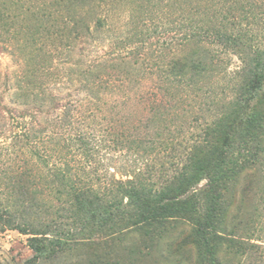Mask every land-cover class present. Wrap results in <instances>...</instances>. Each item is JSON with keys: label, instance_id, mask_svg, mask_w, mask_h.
Returning a JSON list of instances; mask_svg holds the SVG:
<instances>
[{"label": "trees", "instance_id": "1", "mask_svg": "<svg viewBox=\"0 0 264 264\" xmlns=\"http://www.w3.org/2000/svg\"><path fill=\"white\" fill-rule=\"evenodd\" d=\"M103 1L0 0V42L24 55L27 67L36 72L34 77H26L32 89L22 91L21 101H39L32 104L33 112L26 108L17 111L4 106L0 97V118L15 121L20 128L10 136L9 143L0 144V231L17 230L29 236L28 247L33 254L21 264H42L50 254H64L101 235L119 246L124 256L111 264H133L136 252L125 244L127 239L140 238L148 249L144 257H150L167 237L169 226L183 220L191 227L194 264H257L254 255L258 247L229 231L224 218L226 193L242 175L260 172L264 159V110L255 104L264 96V32L244 29L241 23L252 18L251 6L249 15L242 0L240 4L237 0H180L183 15L193 5L201 7L199 15L211 10L221 29L213 31L200 21L194 23L191 33L182 32V53L162 66L165 82L190 87L206 77L217 66L213 63L215 52L208 47L217 44L221 50L242 57L244 66L239 75L243 74L237 93L201 126L198 138L186 150L184 162L168 179L154 183L146 182L141 174L130 178L124 174V178H105L103 182L90 162V137L86 131L74 129L75 115L69 102L65 113L55 98H46L48 86L43 79L45 75L46 79L53 77L46 71L54 54L70 55L77 42L91 38L107 24L108 18L97 13ZM228 2L233 6L225 9ZM242 9L245 13L240 14ZM253 32L256 40L252 44L249 41L255 38ZM186 45L191 48L185 50ZM244 48L246 54L241 52ZM79 75L87 84L102 79L98 72ZM169 90L168 101L172 102L175 95ZM47 99H51V108L57 113L51 118L56 127L68 128L67 136L61 139L63 146L72 159L78 155L85 159L82 164L79 160L77 167L67 161L57 165L50 161L46 150L40 152L38 143L50 128L47 124L35 128L31 122H37V113L42 112L40 101ZM28 116L32 121L25 122ZM152 119L158 120V116ZM119 133L112 135L115 148L127 145L130 149L136 143ZM159 135L155 133L162 140ZM150 144L153 149V141ZM5 155L14 158L4 160ZM21 155H25L22 167L15 163ZM77 264L83 263L78 260ZM101 264L110 263L103 258Z\"/></svg>", "mask_w": 264, "mask_h": 264}, {"label": "rangeland", "instance_id": "2", "mask_svg": "<svg viewBox=\"0 0 264 264\" xmlns=\"http://www.w3.org/2000/svg\"><path fill=\"white\" fill-rule=\"evenodd\" d=\"M180 4V0H105L97 13L108 18L107 24L93 32L91 38L77 42L70 55L64 53L55 57L57 54H54L51 64H47L46 72L56 80L43 76L48 86L46 98H55L65 113L66 104L70 103L75 115L74 129L86 131L90 137L93 144L90 162L97 167L103 182L112 177L124 178V174L128 178L141 174L146 182L154 183L168 179L184 162L186 150L198 138L201 126L213 119L237 93L243 74L239 75L244 66L242 57L233 51L221 50L223 48L217 44L208 47L206 43L215 52L213 63L217 65L206 77L190 87L165 82L162 66L182 53V32L191 33L194 23L200 21L206 22L213 31L221 29L219 19L215 14L213 18L211 10L199 15L201 7L197 9L193 5L188 14L183 15ZM241 4L249 12L246 14L250 15V6L252 12V18L241 22L243 28L264 32V0H242ZM224 6L227 9L233 4L228 2ZM255 40L256 36L249 42L253 44ZM187 48L191 45L185 50ZM241 52L246 54L245 48ZM80 72H98L102 79L99 83L87 84ZM28 75L32 78L36 72L27 67L25 56L19 55L10 44L0 42V97L4 106L33 112L32 104L39 101H21L22 91L32 89L25 81ZM167 88L175 95L172 102L168 101ZM85 96L88 99H83ZM49 100L40 101L42 112L37 113V122H31L35 128L47 124L51 130L48 129V135L44 134L38 143L40 152L44 154L46 150L50 161L57 165L67 161L77 167L85 159L80 155L72 159L73 155L63 146L61 139L67 136L68 128L56 127L51 118L57 113ZM255 104L264 110V96ZM153 115L158 116V120L152 119ZM30 119L26 117L25 122ZM17 126L15 121L0 118V144L9 143L10 136L20 129ZM156 132L162 140L155 137ZM118 133L136 143H132L130 149L127 145L115 148L112 135ZM6 156L4 160L14 158ZM21 157L15 162L20 167L25 155ZM262 162L260 172L242 175L224 199L228 230L258 247L254 255L257 264H264V159ZM190 230L186 221L172 223L167 237L153 249L150 257H144L148 249L140 238L127 239L125 244L136 252L132 263L194 264L196 253L190 242ZM90 234L93 233H89V237ZM28 238L17 230L0 231V264H21L29 259L33 252L28 247ZM120 257H124L120 247L101 235L64 254H50L42 264H77L78 260L83 264L98 260L97 264H101L103 258L111 264ZM219 257L221 259V254ZM232 264H236L235 261Z\"/></svg>", "mask_w": 264, "mask_h": 264}]
</instances>
